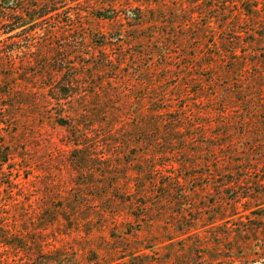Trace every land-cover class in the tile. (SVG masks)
Returning <instances> with one entry per match:
<instances>
[{"label":"rangeland","instance_id":"1","mask_svg":"<svg viewBox=\"0 0 264 264\" xmlns=\"http://www.w3.org/2000/svg\"><path fill=\"white\" fill-rule=\"evenodd\" d=\"M159 2L167 25L126 34H165L146 42H120L125 23L94 22L96 0H67L64 10L73 22H45L30 42L0 33V140L12 158L0 176V227L9 229L0 238L24 247L0 243V264H228L210 260L231 244L228 235L254 234L235 228L245 222L237 221L247 214L242 206L258 204L253 194L264 178V0ZM182 8L198 17L188 29L175 17ZM114 9L126 13L123 5ZM166 63L174 72L159 70ZM168 77L156 96L173 101L178 122L168 126L171 138L189 139L177 147L150 142L156 134L150 137L146 119L137 123L133 114L149 107L134 99L148 93L142 80ZM109 88L118 102L117 135L94 128L88 152L76 154L73 129L59 121L61 108H78L75 93L91 99ZM61 90L73 91V101L58 104ZM97 120L110 121L104 115ZM218 144L227 147L224 154L256 164L258 175L240 173V162L203 166L209 155L158 153L193 154ZM170 159L184 166H164ZM241 178L247 184L228 185ZM239 194L250 200L235 204ZM230 209L240 214L221 220ZM54 252L61 254L57 263Z\"/></svg>","mask_w":264,"mask_h":264},{"label":"trees","instance_id":"2","mask_svg":"<svg viewBox=\"0 0 264 264\" xmlns=\"http://www.w3.org/2000/svg\"><path fill=\"white\" fill-rule=\"evenodd\" d=\"M67 0H1L0 2V33L9 36L7 40L14 41V39H20V41H26L30 42L32 41V32H34L36 29L41 27L45 22H51V21H57L59 24L61 23H68L73 22L71 19V15L67 10L65 11L66 2ZM93 1V0H87V2ZM95 1V0H94ZM98 3L96 4L97 14L93 17L94 22L98 21H107L110 23L111 26L115 24V26H119L121 23H125L124 26L127 28H123L120 31L121 34L118 36L120 42H124V39L129 42L139 43V42H146V39L153 38L155 36L163 37L165 36L164 32L162 34L153 32V36H128L126 35L130 30H134L137 32H144L148 30H152V28L165 26L167 25L166 22H164L165 17L162 16L165 12L164 5L160 4L159 0H96ZM182 4L187 5L189 4L192 6L194 3H196L198 0H180ZM125 7V14H122L120 9H114L113 11H109L111 8H115L116 5H122ZM133 3H137V7H132ZM147 3V4H146ZM109 8V9H108ZM67 15L66 20H62V16ZM81 14V13H80ZM199 14V13H198ZM89 15V13H88ZM205 15V14H204ZM176 19L180 20V23L183 24V26L188 29L191 25L194 24V22L197 21L198 17H195V12H191L189 9L182 8L178 13L175 15ZM178 17V18H177ZM184 17H186V20H184ZM188 23V25H186ZM99 26V24H98ZM99 29V27L97 28ZM15 33V34H14ZM100 33H98L99 35ZM124 34V35H123ZM169 37H174L169 34L166 35ZM93 39H95V36H93ZM104 39V47L108 45V37L103 36ZM158 40V38H157ZM17 44L16 42H14ZM1 53V51H0ZM165 59H168V53L165 52L163 54ZM156 65V63H155ZM163 69L166 71H172V67L170 65L162 64L159 65V70ZM158 71V69H156ZM169 71V72H170ZM59 72V71H56ZM102 72H105L102 70ZM60 73V72H59ZM143 74L149 73L148 70H143ZM113 80V78H110ZM181 79H183L181 77ZM172 80V77H168L165 79L157 80H150L148 78H144L142 82L140 83L143 86V90H146L145 95L142 96H135L134 99H138L137 102H141L143 104H146L148 107V110H146V114L144 112H133L134 117L135 115L137 118L135 119V122L138 123V120H140V123H143L142 118L146 119V132L151 137L152 134H156L155 141H150L152 143H156L157 146L164 144L166 146H173L177 147L181 142L186 143L189 141L187 138L177 139V138H171V135L169 134L171 128H168L170 125H174L178 122V120L173 118V106H170L173 101L171 99L167 98H161L156 96L157 92H160V83H165L167 81ZM113 81L109 80V85L111 86ZM69 85V83H68ZM72 86L74 84L72 83ZM114 89L109 88L108 90L105 89L103 92H93V94L90 96L91 99H89V96L87 94H73V91H67V90H61L57 92V95L55 96V100L58 101V104L61 101H73L68 100L72 96H80L79 99H74L81 101V103L78 105V108L76 107H70L68 109L61 108L62 113H65V115L62 118H59V121L61 123H65L64 125H67L69 128L73 129V134L75 139L73 141V145L76 147L75 153H82L83 149L87 151L86 143L89 139L93 138L94 135H96V130L94 128L98 127H104L109 130V132L106 134L107 137H116L115 134L117 132L115 125L116 120L115 118V111H117L118 102H114L115 95ZM114 94V95H113ZM123 97H127L130 95L127 93H121ZM103 98V99H102ZM92 100L94 102H101V105H97L96 103L92 104L90 103ZM77 101V102H78ZM122 104L123 103H119ZM121 106H118L122 108ZM119 110V109H118ZM103 113V114H102ZM104 115L106 119L110 120L108 123H105L103 120H97L99 117ZM118 115V114H117ZM116 115V116H117ZM68 120H66V119ZM69 121V122H68ZM68 123H71L70 125ZM163 128H168V132L163 133V135L160 136L157 131ZM177 131V129H175ZM117 135V134H116ZM221 136H218L214 138L215 140H220ZM148 143V141H147ZM159 149V147H157ZM83 147V148H80ZM205 147L202 145V148ZM150 148L152 146L150 145ZM97 149V148H96ZM88 152V151H87ZM228 152L227 147H225V144H218V145H211L210 150H205L202 152H194L193 154H189L187 151H182V149H175L171 150L168 149L167 151L158 152L160 155H177L181 156L187 154L189 157H199L204 155H209V160H205L203 163V166H213L217 168H224V167H232L234 164L237 163H244L243 168H240V173H246V177H249L248 174H257L260 172L256 168V164L253 163H247L243 160H236L233 156L224 154ZM220 155V156H219ZM212 158V160H211ZM11 153L7 152L4 148L3 141L0 140V176L4 175V167L8 165L9 161L11 160ZM226 159V162H225ZM169 163V162H168ZM225 163V164H224ZM177 164L179 166H184L183 163L179 161H173L170 159L169 164H164L166 167H175L174 165ZM201 165V164H200ZM248 165V166H246ZM255 165V166H253ZM196 167H200L199 164H194ZM10 168V166L8 167ZM226 169V168H224ZM235 177L237 175L233 174ZM248 179H234L233 181H230L228 185H232V187L238 188L241 184H247ZM135 183V182H134ZM257 185L259 187V190L253 194V196L258 200V204L253 206H246L243 205V216L239 217L237 221L240 219L245 220V222H241L236 229V232H243V233H251L254 232V234H229L228 235V241H230L228 248H225L222 252L223 254L220 255H214L210 258L211 262L215 260H219L221 262H225L228 264H241L242 262H246V264H264V178L261 177L257 179ZM135 190L134 192H136ZM135 195V194H134ZM248 199L250 200V196H243L239 194L238 197L232 199L231 201L236 204L237 199ZM63 209V208H62ZM238 209H230L229 212L222 213L221 215L225 218H220L221 220L224 219H234L236 215H239L240 213H237ZM233 228H230L232 230ZM0 231L2 232H9L8 226L3 225L0 227ZM234 232V233H236ZM259 233V234H256ZM3 238H0V243L4 245H9L13 247V249H24L23 246H20L19 244H15L14 242H10V240H5ZM230 239V240H229ZM227 254V255H226ZM61 256L59 252H54V261L57 263V257ZM91 261H97V260H91Z\"/></svg>","mask_w":264,"mask_h":264}]
</instances>
